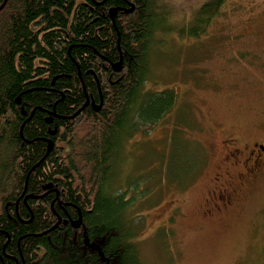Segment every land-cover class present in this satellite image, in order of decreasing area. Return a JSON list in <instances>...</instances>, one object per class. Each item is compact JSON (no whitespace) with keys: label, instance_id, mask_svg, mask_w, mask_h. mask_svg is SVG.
<instances>
[{"label":"trees","instance_id":"1","mask_svg":"<svg viewBox=\"0 0 264 264\" xmlns=\"http://www.w3.org/2000/svg\"><path fill=\"white\" fill-rule=\"evenodd\" d=\"M159 1L0 0V264H143L137 209L151 191L124 166L177 102L145 89L169 23ZM224 3H203L192 34Z\"/></svg>","mask_w":264,"mask_h":264},{"label":"rangeland","instance_id":"2","mask_svg":"<svg viewBox=\"0 0 264 264\" xmlns=\"http://www.w3.org/2000/svg\"><path fill=\"white\" fill-rule=\"evenodd\" d=\"M207 1L158 2L169 23L155 32L145 89L174 88L177 102L125 151L124 174L151 191L137 209L143 264H264V174L238 208L221 216L206 208L222 139L264 142V0H225L192 34Z\"/></svg>","mask_w":264,"mask_h":264},{"label":"flooded vegetation","instance_id":"3","mask_svg":"<svg viewBox=\"0 0 264 264\" xmlns=\"http://www.w3.org/2000/svg\"><path fill=\"white\" fill-rule=\"evenodd\" d=\"M222 140L224 153L206 198L210 216H221L238 208L244 192H247L245 189L249 190L258 177L264 174L263 140L244 141L239 136Z\"/></svg>","mask_w":264,"mask_h":264},{"label":"water","instance_id":"4","mask_svg":"<svg viewBox=\"0 0 264 264\" xmlns=\"http://www.w3.org/2000/svg\"><path fill=\"white\" fill-rule=\"evenodd\" d=\"M116 12V8L115 9H113V10H111V13H112V17H114L115 16V13ZM114 68H116V70H119V69H121L120 68V62H118L117 63V65H115V67ZM102 98V97H101ZM89 100L87 99V103H86V105H88L89 104V102H88ZM102 100H101V103L100 104H95V102H93V105L94 106H96V108H95V110H99L100 109V107L102 106ZM86 105H85V107H86ZM48 148H49V150H51L52 149V142L50 141L49 142V146H48ZM73 225H74V227H76V228H79L80 227V221H72L71 222Z\"/></svg>","mask_w":264,"mask_h":264}]
</instances>
